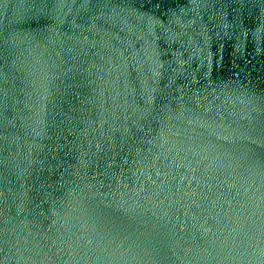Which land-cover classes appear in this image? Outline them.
<instances>
[{
  "label": "water",
  "instance_id": "water-1",
  "mask_svg": "<svg viewBox=\"0 0 264 264\" xmlns=\"http://www.w3.org/2000/svg\"><path fill=\"white\" fill-rule=\"evenodd\" d=\"M0 264H264V0H0Z\"/></svg>",
  "mask_w": 264,
  "mask_h": 264
}]
</instances>
